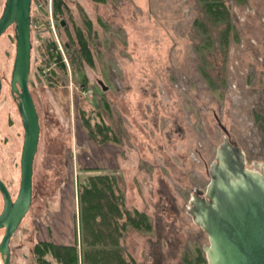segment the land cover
<instances>
[{"label":"rangeland","instance_id":"374dc122","mask_svg":"<svg viewBox=\"0 0 264 264\" xmlns=\"http://www.w3.org/2000/svg\"><path fill=\"white\" fill-rule=\"evenodd\" d=\"M61 2L57 14L54 0L31 4L28 86L40 132L31 205L11 237L10 264H37L40 242L80 241L78 196L88 177L103 174L115 178L124 210L145 214L150 225L127 226L117 247L126 259L207 264L208 237L189 208L193 195L206 192L217 149L227 139L248 170L264 169L255 121L264 113V0H224L237 37L230 32L226 54L225 23L209 24L199 0ZM51 42L58 62L47 52ZM14 54L12 26L0 38V180L12 200L23 141L10 95ZM84 120L92 127L101 120L117 142L93 141Z\"/></svg>","mask_w":264,"mask_h":264},{"label":"water","instance_id":"95a60500","mask_svg":"<svg viewBox=\"0 0 264 264\" xmlns=\"http://www.w3.org/2000/svg\"><path fill=\"white\" fill-rule=\"evenodd\" d=\"M32 0H5L0 15V38L13 26L15 54L10 74V95L23 128L20 180L12 200L0 180V258L10 264V240L32 200V174L39 142V119L28 81L31 65ZM61 26H64L62 21ZM0 78V91H1ZM210 182L204 196L193 195L189 214L207 234V264H264V169L246 168L244 154L224 139L208 170Z\"/></svg>","mask_w":264,"mask_h":264},{"label":"trees","instance_id":"16d2710c","mask_svg":"<svg viewBox=\"0 0 264 264\" xmlns=\"http://www.w3.org/2000/svg\"><path fill=\"white\" fill-rule=\"evenodd\" d=\"M101 2L103 0H95ZM209 24L225 23L221 32L220 45L224 54L227 52L230 32L236 37V30L230 24L229 9L224 0H199ZM234 4L242 6L247 0H233ZM54 12H62L61 0H54ZM201 31L207 32L206 26L198 25ZM80 52L91 65L87 43L79 39ZM56 45L49 43L47 52L55 62L61 60L56 51ZM64 68V64H60ZM255 121L261 122V132L264 137V113L255 115ZM88 120L84 126L89 131L93 141L106 144L116 143L117 139L101 120L93 127ZM80 241L71 245H57L51 242H40L34 247L37 264H136L132 259H126L117 249L123 232L127 226L136 230H149L150 225L145 214L134 211L132 214L124 210L123 198L116 191V181L111 175H95L87 178L78 196ZM201 261H204L202 257Z\"/></svg>","mask_w":264,"mask_h":264}]
</instances>
